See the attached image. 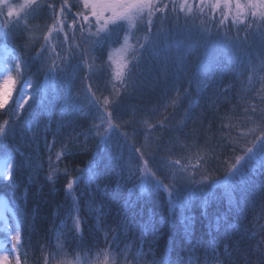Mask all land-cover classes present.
Masks as SVG:
<instances>
[{"label":"snow or ice","instance_id":"obj_1","mask_svg":"<svg viewBox=\"0 0 264 264\" xmlns=\"http://www.w3.org/2000/svg\"><path fill=\"white\" fill-rule=\"evenodd\" d=\"M28 18L43 21L37 25L41 39L25 38L10 47L18 33L29 30L22 24ZM0 51V114L5 116L0 122V183L18 184V177H25L14 202L0 199V264H28L39 208L29 209L27 200L43 171L33 148L42 133L48 153L46 182L54 189L59 176L66 177L67 203L56 206L49 229V241L61 252L65 246L89 255L95 249L96 257L85 264H110V258L111 264H185L184 257L170 258L176 247L191 256L206 245L204 264H209V255L213 264H264V223L260 216L248 220L249 208L256 207L254 197L264 196V0H23L18 7L0 0ZM193 57L196 63L189 72ZM226 70L235 73L240 85L235 96L228 94L231 85L220 88ZM258 73L261 88L252 95ZM149 77L162 87L145 120L142 110L127 101ZM78 82L82 88H76ZM209 89L216 97L210 105L216 110L213 118L219 120V136L213 137L220 141L211 156L203 151L207 142H200L211 127L191 134L184 130ZM57 91L61 103L54 105ZM38 96L33 109L31 102ZM233 103V108L219 111ZM54 107L61 115L53 121ZM169 108H184L182 127L171 124L170 116L149 122ZM197 119L203 121L204 115ZM157 128L167 140L151 135ZM142 132L144 144L130 143ZM125 146L132 149L127 156ZM225 152L232 155L222 161ZM80 155L88 156L83 167H60ZM221 164L226 165L223 174L213 175L210 168ZM109 170L115 180L111 190L102 183ZM219 188L223 199L211 191ZM82 189L88 190L83 203ZM160 193L164 198L157 212L147 205ZM214 200H226L225 210L210 212ZM197 202L202 219L193 213ZM260 209L264 213V203ZM204 221L202 241L196 232ZM165 229L168 258H156ZM221 239L226 242L219 250ZM245 240L255 242L241 247ZM137 247L132 259H115ZM53 259L44 255V264Z\"/></svg>","mask_w":264,"mask_h":264},{"label":"trees","instance_id":"obj_2","mask_svg":"<svg viewBox=\"0 0 264 264\" xmlns=\"http://www.w3.org/2000/svg\"><path fill=\"white\" fill-rule=\"evenodd\" d=\"M26 23L28 25V31H25L23 33H18L16 40L12 41L10 44V47H15L25 40V38H28L30 40H39L41 39V33L40 31L37 30V25L43 23L41 20H36L32 18H28L25 21H22V24ZM234 34V33H233ZM62 39V35L60 37ZM37 47L39 46L38 44L36 45ZM196 63V58L193 57L191 60V65L192 67L189 68V72H191L195 66ZM260 75L262 73H258L257 79L253 85V88L251 89V94L252 95H257L258 90L261 88V83H260ZM39 80L41 84H44V77L43 74L41 73L39 76ZM183 86L187 87V77L183 78ZM231 85L230 90L228 92L229 95L235 96L239 91H240V85L238 81L235 79V73L233 71H225L224 77H223V83L220 85V88H225V86ZM83 84L78 82L76 85V88H82ZM161 85L157 83L153 77H149L148 83L144 86L141 92H139L134 98H131L127 101V103L131 106H133L136 109L142 110V119L147 120L148 119V114L152 113L154 109L156 108L157 101L160 99V90H161ZM193 91H195L193 89ZM49 92L51 95V87L49 86ZM16 95V93H15ZM61 96L62 93L60 91L56 92V99L54 101V105H58L61 103ZM209 97H212L210 100ZM216 97L213 96V91L212 89H209L208 92L205 94L204 99L200 101L201 107L197 108L195 110V113L193 115V119L188 121L187 127L184 129L185 132L187 133H193L196 130L199 129H208L211 127L212 131H204L203 134L200 137V142L203 145L205 141L207 142V148L204 149L203 151L207 152L209 156H211V150H217V145L220 144V141L218 138H214L213 134L215 133V136L218 137L219 133H216V128L219 125V120L213 118V114L216 112L215 109H211L210 105L212 103V100H215ZM33 109L37 107L39 103V96L37 98V101L31 102ZM234 107L233 104H227L223 106L219 111L222 113L226 108L230 109ZM54 112L55 115L52 117V120L54 121L56 117L61 115L60 108L59 107H54ZM201 114L204 115L203 121H200L197 119ZM164 116H170V121L171 124H174L177 127H182L183 120H184V108H179V109H171L167 112L163 111L162 109L160 112L156 113L153 115L152 119L149 121L150 123H157V122H162ZM5 118L4 114H0V122ZM227 122V121H226ZM86 123V122H85ZM233 124H236L237 121L233 120ZM52 127H55V124L52 123ZM235 130H239L238 128ZM153 137H160L164 136V138L167 140L168 135L163 132L161 129L157 128L154 132L151 134ZM44 137L45 134L42 133L40 140L37 143L33 144V148L36 150L38 153L40 159L37 161L38 163L42 164L43 166V171L40 172L39 178L37 180V183L31 187L29 194H28V200H27V206L29 209H32L33 206L38 205L39 208V218L37 220V231L31 236V247L27 250L28 251V264H44L43 257L46 254H52L54 256L53 261L51 264H61L62 261H70L71 264H85V261H91L96 257V251L95 249L93 250L92 254L89 255L86 251H81V252H73L69 249L68 246H65L63 252H61L57 247H56V242L54 240L49 241V229L52 225L53 222V212L56 210L57 205H66V200H65V192H64V184L66 183V177L64 175H60L59 179L55 182V188H52V184L49 182H46L45 177L48 174V153L47 149L45 148L44 145ZM46 137L49 141L52 140V135L51 131H49L46 134ZM80 142H85V138L81 136ZM146 142V137L144 133L142 132L139 136V139L136 141H130V143L136 144V146H140L141 144H144ZM191 142V141H189ZM92 141L89 140L87 141L88 147H92ZM183 143V141H181ZM59 150V145L55 149H53V159H54V153L55 151ZM132 149L128 148L125 146L124 149V154L127 156L129 152H131ZM182 153H179V150H177V155H181ZM195 149H193V155H195ZM228 155H232L230 152H225V155L221 157V160L223 161L224 158ZM173 158H177L176 155H174ZM88 160L87 155H80L75 157L74 159L71 160L70 163L67 161L63 162L60 164L61 168H64L65 166L75 169L77 167H83L84 163ZM226 165H218L215 168H210V171H212V174L215 176H221L225 170ZM18 179L21 181L18 184H13L9 185L7 182H2L0 183V199L1 198H6L7 200L11 198V200L14 202L16 198L20 195L21 190L23 188V181L25 177H18ZM102 183L103 184H108L109 185V190L112 188H115V180H114V174L112 173L111 170L107 171L104 176L102 177ZM127 187H132L131 184H128ZM40 190V194L37 195V191ZM50 190H52V194H50ZM84 192V196L81 198V203H83V200L87 198L88 196V190L87 189H82ZM126 191V189H125ZM217 197H220L223 199V189L219 188L217 189H211ZM137 195H139V192L137 190L136 192ZM164 198V194L160 193L158 195H154L152 199L148 203V207H153L157 212L161 211L160 204L162 199ZM255 202H256V207L255 209L249 208L248 210V220L252 221L254 217L260 216V223H264V213H261L260 205L264 203V196L257 195L254 197ZM226 208V200H224V203L221 204L220 202L214 200L210 203L209 205V211L210 212H215L217 210L223 211ZM200 207H199V202L194 206L193 213L197 216L198 219H202L200 217ZM57 224H59V221H56ZM204 221L203 223H198L197 224V232H196V237L200 240H204L207 229L204 228ZM91 224V221L89 222ZM87 227V226H86ZM260 237H257L259 239ZM101 240H103V236L100 237ZM146 239H151V237H148ZM226 241L221 239L220 240V249H223V245ZM255 241H248L245 240L242 244L241 247H245L249 243H254ZM168 235H167V230L165 229V234L161 236L159 241L157 242L156 246V251H155V256L156 258H165L167 259L166 253L168 252ZM41 245L46 246V251L42 252L41 251ZM123 247V245L121 246ZM187 247V242L185 243V248ZM206 245H203L200 247L197 252L194 255L188 256L183 248L176 247L171 254V259L175 260L177 259L178 256L184 257L185 258V264H204V249ZM148 249V244H144V251L146 252ZM138 250L137 248H132L130 250V253L125 256L124 253H121L118 257H115V259L118 262H122L123 260L127 259H132V257L135 255L136 251ZM25 249H21V259L23 261L24 256L23 252ZM102 259V257H101ZM111 259L110 258V264H111ZM147 259H151V257H147ZM209 264H213L211 260V256L209 255Z\"/></svg>","mask_w":264,"mask_h":264},{"label":"rangeland","instance_id":"obj_3","mask_svg":"<svg viewBox=\"0 0 264 264\" xmlns=\"http://www.w3.org/2000/svg\"><path fill=\"white\" fill-rule=\"evenodd\" d=\"M9 2L13 5V6H19L21 3H23V0H9ZM63 39V36H62ZM4 54L2 51H0V57H2ZM10 59V57H9ZM15 91H13L12 95H14ZM9 103H11V98H9ZM6 201V200H5Z\"/></svg>","mask_w":264,"mask_h":264},{"label":"bare ground","instance_id":"obj_4","mask_svg":"<svg viewBox=\"0 0 264 264\" xmlns=\"http://www.w3.org/2000/svg\"><path fill=\"white\" fill-rule=\"evenodd\" d=\"M13 264H14V260H13Z\"/></svg>","mask_w":264,"mask_h":264}]
</instances>
